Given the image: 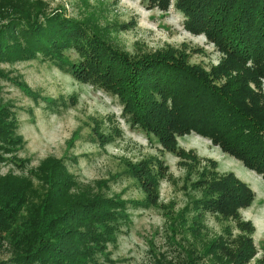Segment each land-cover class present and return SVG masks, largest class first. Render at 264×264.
Masks as SVG:
<instances>
[{
    "label": "trees",
    "instance_id": "trees-1",
    "mask_svg": "<svg viewBox=\"0 0 264 264\" xmlns=\"http://www.w3.org/2000/svg\"><path fill=\"white\" fill-rule=\"evenodd\" d=\"M144 1L161 11L169 5V0ZM173 4L183 16L182 27L203 34L223 54L208 70L188 64L182 52L170 48L130 56L89 21L44 0H0V64L41 55L77 81L116 95L130 124L157 137L164 148L174 149L173 135L194 133L264 181V0ZM68 50L76 53L75 60ZM7 78L0 70V80ZM16 129L13 111L0 103V163L24 170ZM191 158L197 162L194 154ZM29 170L0 176V247L7 243L10 253L0 264H116L108 245L128 228L129 207L139 202L82 187L63 158H47ZM148 175V170L145 176L137 169L132 173L140 182ZM197 183L204 187L200 198L176 213H163L167 247L153 255L152 264H247L256 254L253 226L238 210L250 205L253 191L231 173L213 169H203ZM204 212L233 222L241 232L232 236L226 225L209 234Z\"/></svg>",
    "mask_w": 264,
    "mask_h": 264
},
{
    "label": "rangeland",
    "instance_id": "rangeland-1",
    "mask_svg": "<svg viewBox=\"0 0 264 264\" xmlns=\"http://www.w3.org/2000/svg\"><path fill=\"white\" fill-rule=\"evenodd\" d=\"M44 1L50 8L65 9L70 17L89 21L109 43L130 56L170 48L182 52L188 64L204 70L223 58L203 34L182 27L183 16L174 0H169L165 11L144 0ZM66 55L77 58L73 50ZM0 70L8 77L0 80V103L14 113L16 132L23 140L17 156L24 160V170L10 161L0 163V176L27 175L47 158H63L82 187L139 202L138 207H129L128 228L123 227L116 242L108 245L116 264H152L153 255L166 250L163 213H176L201 197L204 187L197 180L203 169L231 173L253 191L250 205L238 213L253 226L250 237L256 254L247 264L264 263V181L258 174L194 133L173 135L174 149L164 148L157 137L130 124L116 95L77 81L41 55L2 63ZM20 83L36 96L25 94ZM261 88L264 92L262 80ZM157 162L160 167L155 169ZM136 169L141 176L147 170L149 175L140 182L132 177ZM32 181L41 187L35 175ZM203 224L209 234L221 233L226 225L231 226L232 236L241 232L233 222L208 212H204ZM9 256L4 243L0 262Z\"/></svg>",
    "mask_w": 264,
    "mask_h": 264
}]
</instances>
